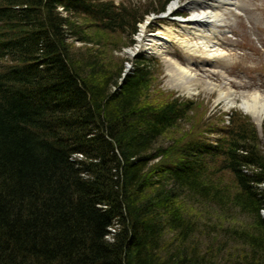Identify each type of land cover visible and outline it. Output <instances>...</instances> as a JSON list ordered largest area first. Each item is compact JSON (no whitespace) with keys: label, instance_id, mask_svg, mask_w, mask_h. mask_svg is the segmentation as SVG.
Segmentation results:
<instances>
[{"label":"trees","instance_id":"1","mask_svg":"<svg viewBox=\"0 0 264 264\" xmlns=\"http://www.w3.org/2000/svg\"><path fill=\"white\" fill-rule=\"evenodd\" d=\"M170 1L0 0V264H264V142L251 121L209 124L157 165L195 102L153 101L143 57L123 78L103 49L75 46L120 32L131 46ZM207 206L239 254L205 245Z\"/></svg>","mask_w":264,"mask_h":264},{"label":"rangeland","instance_id":"2","mask_svg":"<svg viewBox=\"0 0 264 264\" xmlns=\"http://www.w3.org/2000/svg\"><path fill=\"white\" fill-rule=\"evenodd\" d=\"M117 3H120L125 0H115ZM192 0H175V2H179V6H175L174 9H179V12L183 14V16H191L194 14L196 10H192L187 8L189 3ZM160 0H131L132 8H137L142 10L146 8H156L159 9ZM175 5V4H173ZM252 7L253 13L251 20L249 21V25L244 28L251 27L250 29H244L247 32L248 41L244 38L243 34H241L240 39L237 43H228L226 42L223 45V48L227 51V54L234 53V55H228L229 65L236 60L240 62V68L236 70L235 68L222 67V71H218L212 64H203L196 63L195 61H202L203 58H195L193 61H185L184 54L182 50L176 46L172 45L171 49L168 51V55L170 59L174 61H181L185 66L192 69L199 75V88L198 95L192 94L188 95L182 89H179L173 82L172 77H170L167 65L168 61L166 55L163 54V51H154L152 56L158 57L162 60L164 73L161 75L160 71L154 70L152 76V84H153V101L159 103H168L170 101H174L177 98H180L182 101L184 100H193L195 103L189 117L184 121L180 122L177 128H174L169 131V133L164 136L160 142L157 144L159 149H162L163 152H167L166 155H163L161 159L156 161V164L169 165L173 163V159L176 156V151H174V147L177 146L183 139L187 136L200 135L205 130L206 126L209 124H217L219 122L225 121L227 124L228 113L236 112L239 114H244V112L239 108H226L224 102L219 100L220 91L215 89L213 92L208 91L209 84H216L221 87L222 91H235L239 96L243 92H260L264 95V56L263 51L260 52L259 48H255L254 50H249V46L254 47L255 43L261 44L264 46V0H243V7L248 6ZM169 11V10H168ZM197 11L201 12L202 10L197 9ZM226 11V10H224ZM171 15V14H169ZM172 17V16H170ZM169 17V18H170ZM226 17L228 21L234 22V18L236 17L232 12L226 11L224 13L223 18ZM159 18V15L153 17V15L148 16L144 23L139 25L138 34L133 37L135 40V44L131 47L129 44L130 38L125 36V34L118 33V35H113L112 41L110 43H105L102 47L98 46L99 44H83L80 42H76V48L82 49L83 51H87L88 49H103L106 52V60L108 63L112 62L113 68H117L119 66H124V69L127 74L131 73L137 63L138 54L144 53V51L137 52V46L139 45L138 39L139 35L142 34V27H146V32L144 36H151L157 32V30L161 27H170L173 29H178L181 27L177 22L171 20L162 21ZM236 20V19H235ZM237 21V20H236ZM184 37H189L187 34L181 33ZM190 39L193 41L202 42L200 38L190 36ZM146 46H142L143 48H150L149 51L152 52L151 46L149 43ZM141 46V45H140ZM166 48V46H164ZM120 48L121 51H115V49ZM248 50H245L247 49ZM256 50V51H255ZM244 54V56L241 55ZM261 53V54H260ZM226 56V55H225ZM260 67L257 68L256 64H260ZM124 64V65H122ZM251 67L249 69H256L251 74H247L245 72L246 65ZM245 65V66H244ZM219 67V66H218ZM264 97V96H263ZM258 132V130L256 129ZM251 130L247 128V133L249 134ZM259 133V132H258ZM248 134L247 137H248ZM229 176H226V180ZM229 180V179H228ZM193 209V205H190ZM210 207H204L205 211H200L197 209V212H202L203 214L199 217L201 218V226L202 230L200 233L202 235V240L206 246H213V254H215L219 260H221L225 254L229 251L239 254V252L243 251L244 247L242 245L236 244L235 242H230L226 235L221 234L218 235L213 233L215 225L226 226L225 217L213 213L210 210ZM194 212V211H193ZM219 212V210H218ZM175 238V235L172 232H169L167 235V240L170 242ZM167 241V242H168Z\"/></svg>","mask_w":264,"mask_h":264},{"label":"bare ground","instance_id":"3","mask_svg":"<svg viewBox=\"0 0 264 264\" xmlns=\"http://www.w3.org/2000/svg\"><path fill=\"white\" fill-rule=\"evenodd\" d=\"M229 1L231 0H195L194 3H202L205 4L206 8L212 11H204L202 13L196 14L189 19L192 21L189 25L193 26H185L186 29L191 31V34H194L196 36L204 37L207 40H209L211 43H214L210 40V38L213 40L215 37L204 34V30L201 28H198L196 25L200 26L198 22H203L204 24L208 25L212 32H215V28L213 27L215 23H218L220 21L222 14L221 9L219 7L222 6H230ZM194 3H190L189 6L195 5ZM175 6L177 4L173 5L170 8V11H173ZM188 6V7H189ZM218 9V12H214V10ZM184 22V21H183ZM181 22V23H183ZM207 22V23H205ZM142 34L139 35L137 49H146L143 48L144 46L148 45L145 43H149V46H151V49L157 50L160 46H165L168 42H175L177 46H179L184 52H187L192 55H199V56H206L210 59H215L218 56L217 50L214 49V46L217 45H206L203 44L202 46L199 43H194L190 41L189 39L183 38L173 32L172 29L165 28L163 30H160L154 35L151 36H144V33L146 32V27H142ZM210 32L212 35L213 33ZM141 45V46H140ZM143 46V47H142ZM169 68L168 73L170 77H172V82L183 91L186 92V94L190 95L194 94V92L198 91L199 88V82L197 81L198 74L193 73L189 68L182 66L179 62H168ZM198 78V79H197ZM15 82V81H14ZM215 89L220 91L219 94V100L224 102L227 107L235 106L239 104L242 109L248 113H250L254 119V121L258 124L257 126L260 128L264 123V97L258 93H243V97L241 102H238L235 98L236 92L231 91H222L219 86H216L215 84H209L208 91L213 92Z\"/></svg>","mask_w":264,"mask_h":264}]
</instances>
